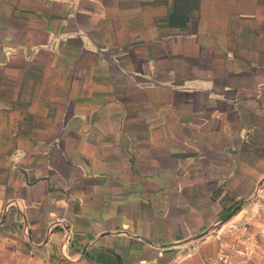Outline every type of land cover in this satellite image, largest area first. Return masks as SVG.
Returning <instances> with one entry per match:
<instances>
[{"label":"crops","instance_id":"crops-1","mask_svg":"<svg viewBox=\"0 0 264 264\" xmlns=\"http://www.w3.org/2000/svg\"><path fill=\"white\" fill-rule=\"evenodd\" d=\"M261 206L264 0H0V264H264Z\"/></svg>","mask_w":264,"mask_h":264},{"label":"rangeland","instance_id":"rangeland-1","mask_svg":"<svg viewBox=\"0 0 264 264\" xmlns=\"http://www.w3.org/2000/svg\"><path fill=\"white\" fill-rule=\"evenodd\" d=\"M231 214V213H229ZM252 218H255L257 221H264V207L261 206L257 212L254 213ZM250 231L249 222H244L238 225L235 234V241L229 243L231 246L229 252L222 256V258H216L210 262V264H250V260L248 258V244H246L247 240L250 239L248 237V233ZM232 234V232L230 233ZM260 236L262 232H259ZM234 237V235L232 236ZM260 237H257L256 240H259ZM244 246L246 249L242 248ZM235 252V253H234Z\"/></svg>","mask_w":264,"mask_h":264}]
</instances>
